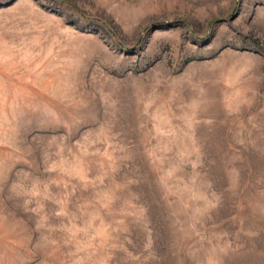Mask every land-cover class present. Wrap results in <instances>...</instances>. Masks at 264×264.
<instances>
[{
    "label": "rangeland",
    "instance_id": "obj_1",
    "mask_svg": "<svg viewBox=\"0 0 264 264\" xmlns=\"http://www.w3.org/2000/svg\"><path fill=\"white\" fill-rule=\"evenodd\" d=\"M0 264H264V0H0Z\"/></svg>",
    "mask_w": 264,
    "mask_h": 264
}]
</instances>
